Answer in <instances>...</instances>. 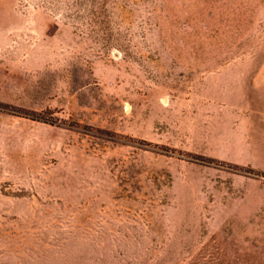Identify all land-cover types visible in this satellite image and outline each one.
I'll return each mask as SVG.
<instances>
[{"label":"rangeland","instance_id":"obj_1","mask_svg":"<svg viewBox=\"0 0 264 264\" xmlns=\"http://www.w3.org/2000/svg\"><path fill=\"white\" fill-rule=\"evenodd\" d=\"M0 264H264V0H0Z\"/></svg>","mask_w":264,"mask_h":264}]
</instances>
